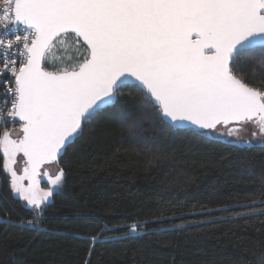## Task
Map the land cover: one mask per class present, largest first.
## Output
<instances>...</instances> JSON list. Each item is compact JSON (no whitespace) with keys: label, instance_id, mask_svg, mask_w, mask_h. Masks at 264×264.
<instances>
[{"label":"snow or ice","instance_id":"obj_1","mask_svg":"<svg viewBox=\"0 0 264 264\" xmlns=\"http://www.w3.org/2000/svg\"><path fill=\"white\" fill-rule=\"evenodd\" d=\"M58 46L71 54L56 57ZM57 60L65 66L46 70L45 62ZM257 68L264 73V0H0V111L10 101L3 118L23 122L21 138L12 140L8 132L0 138L3 168L13 198L31 213L0 223L5 231L41 230L67 178L63 169L54 177L45 171L50 187L40 189L41 165L63 160L108 106L116 107L122 138L144 146L149 164L167 154L147 148L148 130H179L197 141L264 154V87L251 83L264 82ZM249 125L257 131L240 135ZM18 152L27 158L23 176L11 166ZM237 164L253 179L256 191L247 197L215 207L196 203L179 216L173 205L170 216L106 226L87 237L89 255L98 242L264 217V166L258 172L250 160ZM175 219L181 223L147 227ZM121 228L119 237H102Z\"/></svg>","mask_w":264,"mask_h":264},{"label":"trees","instance_id":"obj_2","mask_svg":"<svg viewBox=\"0 0 264 264\" xmlns=\"http://www.w3.org/2000/svg\"><path fill=\"white\" fill-rule=\"evenodd\" d=\"M70 54L60 46L54 53L64 58ZM64 66L61 60L45 62L48 71ZM252 67L248 64L245 71ZM257 72L264 74L259 68ZM251 83L264 87L258 77ZM115 113V106L102 109L56 163L67 178L62 194L52 198L39 232L18 227L5 231L0 223V264H86L87 260L90 264H257L258 257L264 255V224L260 223L264 217L98 242L89 255L87 237L106 226L170 216L173 205L179 216L196 203L215 207L247 197L256 189L237 162L250 160L258 172L264 166L259 149L197 141L179 130L145 133L147 148L167 154L149 164L144 146L122 138ZM18 126L17 122L6 126L0 122V138ZM3 159L0 148V219L31 217L9 190ZM214 187L221 188L219 194L212 192ZM179 223L175 219L147 227L160 229ZM125 230H105L102 237H119Z\"/></svg>","mask_w":264,"mask_h":264},{"label":"rangeland","instance_id":"obj_3","mask_svg":"<svg viewBox=\"0 0 264 264\" xmlns=\"http://www.w3.org/2000/svg\"><path fill=\"white\" fill-rule=\"evenodd\" d=\"M253 131H257V129L254 126L249 125L248 128H247V133L245 132V130H242L240 135H245V134L250 135L251 132H253ZM7 132L9 133V138L12 139V140H18L23 135L22 130L20 129L19 126L13 128V129H11L10 131H7ZM0 148H1L2 155L4 157L3 148L2 147H0ZM3 165H4V159H3ZM11 166L17 172L18 176H23V174H24L23 173V169L26 166V160H25V157L23 156L22 152H18L16 154L15 162ZM45 171H47L50 176L54 177L56 174L59 173L60 169L57 166V164L54 163V162H50V163L44 164L42 166V168L40 169V175L38 176L39 188L43 189V190H48L50 185L48 183V177L43 175V173ZM8 175H9L10 180H11V176H10L9 173H8ZM21 183H23L25 186H27V184H28L27 178H25L23 181H21ZM21 202L23 204L25 203L23 201H21Z\"/></svg>","mask_w":264,"mask_h":264},{"label":"built area","instance_id":"obj_4","mask_svg":"<svg viewBox=\"0 0 264 264\" xmlns=\"http://www.w3.org/2000/svg\"><path fill=\"white\" fill-rule=\"evenodd\" d=\"M21 27H23V26L21 25ZM18 66L19 65H17V67ZM5 79H7V77H5ZM12 86L14 87V77H13V85ZM0 91H2V89H0ZM2 103H3V100L0 99V105H2ZM10 107H11V102L9 101L8 108H3V110L0 111V122H1L2 126H6V125H9L10 123L16 122V118H14V119L8 118L7 121H5V119L3 118V117L7 116V112L10 109Z\"/></svg>","mask_w":264,"mask_h":264},{"label":"water","instance_id":"obj_5","mask_svg":"<svg viewBox=\"0 0 264 264\" xmlns=\"http://www.w3.org/2000/svg\"><path fill=\"white\" fill-rule=\"evenodd\" d=\"M16 122L19 123V124H20V123H21V124L23 123L22 121L19 120L18 117L16 118ZM25 160H26V164H27V158H26V157H25ZM45 164H47V163H45ZM43 165H44V164H43ZM43 165H41V168H42ZM41 168H40V169H41Z\"/></svg>","mask_w":264,"mask_h":264},{"label":"flooded vegetation","instance_id":"obj_6","mask_svg":"<svg viewBox=\"0 0 264 264\" xmlns=\"http://www.w3.org/2000/svg\"><path fill=\"white\" fill-rule=\"evenodd\" d=\"M18 124H19V123H18ZM21 125H22V124L20 123V124H19L20 129H21Z\"/></svg>","mask_w":264,"mask_h":264}]
</instances>
